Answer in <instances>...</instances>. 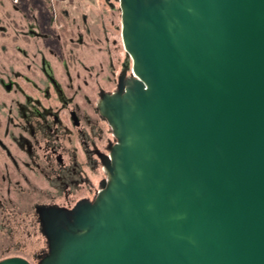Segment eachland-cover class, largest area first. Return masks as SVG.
Segmentation results:
<instances>
[{
  "label": "water",
  "instance_id": "1",
  "mask_svg": "<svg viewBox=\"0 0 264 264\" xmlns=\"http://www.w3.org/2000/svg\"><path fill=\"white\" fill-rule=\"evenodd\" d=\"M115 1L131 72L98 102L107 177L36 207V264H264V0Z\"/></svg>",
  "mask_w": 264,
  "mask_h": 264
},
{
  "label": "flooded vegetation",
  "instance_id": "2",
  "mask_svg": "<svg viewBox=\"0 0 264 264\" xmlns=\"http://www.w3.org/2000/svg\"><path fill=\"white\" fill-rule=\"evenodd\" d=\"M16 1L10 4L12 11L21 13L20 27L10 28V22L0 21V183L5 184L7 197L17 187L21 194L23 183H33V174L55 187L64 202L35 204L39 223L37 206L71 208L80 199L93 200L105 181L104 161L114 137L104 134L99 122L107 121L99 113L98 102L101 93L117 89L121 75H130V58L125 52L128 58L114 71L109 44L114 46L116 40L106 26L111 18L101 25L103 41L89 40L92 32L87 28L76 34L61 24L56 0H38L54 10L44 24L35 12L38 1L23 0L21 8ZM93 43L95 47H87ZM83 51L89 56L103 52L105 62L94 67ZM94 76L93 98L89 79Z\"/></svg>",
  "mask_w": 264,
  "mask_h": 264
},
{
  "label": "rangeland",
  "instance_id": "3",
  "mask_svg": "<svg viewBox=\"0 0 264 264\" xmlns=\"http://www.w3.org/2000/svg\"><path fill=\"white\" fill-rule=\"evenodd\" d=\"M11 1L15 2V0H0V21L5 25L10 22V28L12 26L18 28L20 27V21L18 22V20L21 19V13H16L11 10ZM22 1L23 0L16 1L18 8L25 7ZM33 1L37 3L38 0H32V2ZM114 4L115 12L111 13L112 11L109 10L111 23L108 26V30L110 38L114 37L116 40L114 46L110 43L109 47L111 50L110 56L112 58L114 71H117L122 60H125L124 58H128V56L123 49L118 28L120 25V12L116 7L118 6L117 3L114 2ZM48 6L43 5L39 1L38 5L35 6V12L36 14H39L41 18L40 22H42V24L49 20V12L54 11L51 5ZM1 39L2 38H0V42H2ZM3 41L5 40L3 39ZM97 54L100 55L97 61L100 60L105 62L103 52H97ZM97 61L93 63L94 67L98 65ZM109 75L113 80L114 75L111 72ZM101 79L105 81V76H102ZM89 80H91L89 85L91 91H89V93H93L91 96L94 98V92L96 91L95 76ZM107 86H109V84ZM99 123H101L104 129V134L112 139L111 130L108 124L105 121H100ZM92 177H94V175ZM31 180H33V183L22 184L21 188H23V192L21 194L19 190H17L19 187H17L16 189H13L14 192H12L9 197L5 196V184L0 183V198L2 199V201H0L2 203V205H0V259L9 256H21L27 259L30 263L36 264L39 255L43 254L47 249L46 241L39 230V223L33 211V207L35 204H48L52 202L63 203L64 200L62 196L56 195L55 187L51 186L46 179L36 177L33 174ZM93 182L95 183V178H93ZM94 187H96V185H94ZM51 195H54V197L51 198ZM71 203H73V201Z\"/></svg>",
  "mask_w": 264,
  "mask_h": 264
},
{
  "label": "crops",
  "instance_id": "4",
  "mask_svg": "<svg viewBox=\"0 0 264 264\" xmlns=\"http://www.w3.org/2000/svg\"><path fill=\"white\" fill-rule=\"evenodd\" d=\"M59 4V21L64 23L69 29L76 34L81 32L83 27L87 28V32H92V36H89V40L103 41L104 35L102 34L101 25L105 22L107 24L109 19V10L111 13L115 12V4L110 0H56ZM29 3V0L27 1ZM114 5V7H113ZM117 7V6H116ZM110 8V9H109ZM15 13V12H13ZM107 27L109 26L106 25ZM82 33V32H81ZM94 34V35H93ZM1 43V42H0ZM95 47L94 43L87 45V47ZM78 51L80 56L84 47H79ZM84 53V51H83ZM85 60L88 63H95L100 57L97 53L93 56H89L88 53H84ZM98 60L97 62H99Z\"/></svg>",
  "mask_w": 264,
  "mask_h": 264
}]
</instances>
